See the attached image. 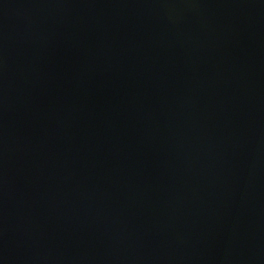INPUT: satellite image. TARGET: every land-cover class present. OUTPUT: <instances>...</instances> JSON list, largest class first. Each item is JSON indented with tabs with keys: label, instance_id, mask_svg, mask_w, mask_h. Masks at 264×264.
<instances>
[{
	"label": "water",
	"instance_id": "95a60500",
	"mask_svg": "<svg viewBox=\"0 0 264 264\" xmlns=\"http://www.w3.org/2000/svg\"><path fill=\"white\" fill-rule=\"evenodd\" d=\"M0 264H264V0H0Z\"/></svg>",
	"mask_w": 264,
	"mask_h": 264
}]
</instances>
